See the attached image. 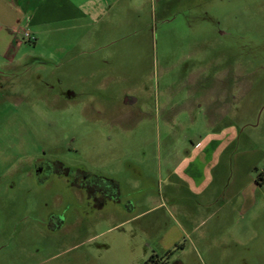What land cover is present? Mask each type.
<instances>
[{
    "label": "rangeland",
    "instance_id": "rangeland-1",
    "mask_svg": "<svg viewBox=\"0 0 264 264\" xmlns=\"http://www.w3.org/2000/svg\"><path fill=\"white\" fill-rule=\"evenodd\" d=\"M51 7L0 65V264H264V0Z\"/></svg>",
    "mask_w": 264,
    "mask_h": 264
},
{
    "label": "crops",
    "instance_id": "crops-1",
    "mask_svg": "<svg viewBox=\"0 0 264 264\" xmlns=\"http://www.w3.org/2000/svg\"><path fill=\"white\" fill-rule=\"evenodd\" d=\"M122 0H0V65L13 66L29 42L22 41L21 30H29L38 42L43 35L39 27L46 26L51 18V5H58L59 18L64 20V31L105 23L112 5ZM90 32L84 41H96ZM205 159L204 155L200 156ZM236 184V182H235Z\"/></svg>",
    "mask_w": 264,
    "mask_h": 264
},
{
    "label": "flooded vegetation",
    "instance_id": "flooded-vegetation-1",
    "mask_svg": "<svg viewBox=\"0 0 264 264\" xmlns=\"http://www.w3.org/2000/svg\"><path fill=\"white\" fill-rule=\"evenodd\" d=\"M90 180L91 179H89V178H87V180H85L83 182L81 180H77V182H76L77 188L84 190L86 195H88L90 198L93 197L94 200H96L95 195H97V193H99L101 195H107L109 193L108 190L105 189L104 187H102V186L99 187L97 185H93L92 183H89ZM148 264H163V263H161L159 260L153 258Z\"/></svg>",
    "mask_w": 264,
    "mask_h": 264
},
{
    "label": "built area",
    "instance_id": "built-area-1",
    "mask_svg": "<svg viewBox=\"0 0 264 264\" xmlns=\"http://www.w3.org/2000/svg\"><path fill=\"white\" fill-rule=\"evenodd\" d=\"M19 34L21 35L22 41L24 42L34 43L36 41L35 37L27 29L21 30Z\"/></svg>",
    "mask_w": 264,
    "mask_h": 264
},
{
    "label": "trees",
    "instance_id": "trees-1",
    "mask_svg": "<svg viewBox=\"0 0 264 264\" xmlns=\"http://www.w3.org/2000/svg\"><path fill=\"white\" fill-rule=\"evenodd\" d=\"M255 182L258 185L264 183V176L263 175L258 176L257 179L255 180ZM152 259H153V257L149 258L145 264H148Z\"/></svg>",
    "mask_w": 264,
    "mask_h": 264
}]
</instances>
